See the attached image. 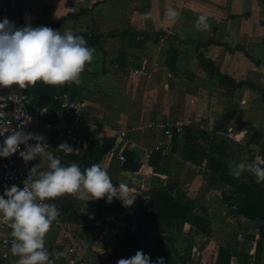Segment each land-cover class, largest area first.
Returning <instances> with one entry per match:
<instances>
[{
    "label": "crops",
    "instance_id": "1",
    "mask_svg": "<svg viewBox=\"0 0 264 264\" xmlns=\"http://www.w3.org/2000/svg\"><path fill=\"white\" fill-rule=\"evenodd\" d=\"M5 7L13 11L16 26L42 22L52 27L62 20L52 28L82 35L96 50L80 74L81 82H66L68 92L48 98L43 106L48 111L55 99L64 97L84 103L85 124L78 131L67 130L74 151L70 156L57 152L54 144L51 152L60 156L62 164L80 165L90 140L102 147L110 138L121 147L129 143L126 151L134 152L141 164L130 171L115 158L107 161L102 155L99 161L112 180L130 184L129 192L136 195L131 206L69 193L50 200L72 223L68 231L52 223L45 234V247L55 264H82L79 256L86 258L84 264H116L137 250L151 260L163 256L166 264H173L156 240V234L163 232L175 236L178 254L187 257L185 264H214L222 246L231 249L230 264H264V239L257 251L263 221L238 212L243 194L221 181L210 163L214 156L240 182L258 183L250 170L233 174L234 162L241 158L233 148L244 146V139L249 158L241 156L264 160V0H0V8ZM170 9L176 11L175 17L169 16ZM201 14L207 17L206 29L196 24ZM198 43L208 44L200 52L237 87L221 84L218 76L203 68ZM136 69L141 72L136 74ZM33 87L22 89L34 98ZM56 119L54 129L63 126ZM165 121H180L182 126H173L168 136L162 126ZM186 128L196 134L195 146L204 152L201 164L183 156L190 133ZM230 128L237 138L227 136ZM121 130L127 131L126 140L117 136ZM162 141L165 145L157 149ZM223 145L225 154L220 155ZM155 152L161 156L152 165ZM86 159L95 162L96 155L91 151ZM36 165L37 171L46 170L48 161L43 158ZM155 188L174 197L179 189L191 208L174 230L145 218ZM195 215L209 219L211 233L194 226ZM1 236L0 231V240ZM74 244L83 245L85 252L70 253ZM57 252L63 255L57 257ZM18 259L11 247L10 257L3 258L0 246V264H17Z\"/></svg>",
    "mask_w": 264,
    "mask_h": 264
},
{
    "label": "clouds",
    "instance_id": "2",
    "mask_svg": "<svg viewBox=\"0 0 264 264\" xmlns=\"http://www.w3.org/2000/svg\"><path fill=\"white\" fill-rule=\"evenodd\" d=\"M169 16L177 15L174 9ZM196 24L208 28L207 17L201 14ZM95 48L89 47L84 36L71 30L61 31L47 25L33 26L25 23L16 26L8 17L0 19V86L34 84L43 81L49 84L74 82L79 84L80 74L86 63L94 58ZM2 134V133H0ZM35 140V144H29ZM19 151L20 157L28 162L38 155L46 158V170L37 171L39 165L30 169L28 178L21 188L16 184L5 187L0 194V214L11 221V252L18 255L17 264H55L51 253L45 247V234L59 216L53 198L71 193L83 199L107 198L111 202L118 198L125 206H131L136 195L129 192L130 184L125 181L113 183L108 170L100 163H93L81 169L77 162L62 164L58 154L47 151V138L43 134L27 132L23 128L12 129L0 142V157H7ZM57 152L72 153L74 147L67 141L56 146ZM235 163L233 174L240 176L250 170L257 182H264V160L256 157L252 161L241 159ZM88 199V200H89ZM87 200V201H88ZM57 257L63 253L57 252ZM116 264H166L163 256L151 260L142 250L127 258H120Z\"/></svg>",
    "mask_w": 264,
    "mask_h": 264
},
{
    "label": "trees",
    "instance_id": "3",
    "mask_svg": "<svg viewBox=\"0 0 264 264\" xmlns=\"http://www.w3.org/2000/svg\"><path fill=\"white\" fill-rule=\"evenodd\" d=\"M0 15L8 17L11 21H13V11L9 8H0ZM62 20L55 22L52 24V27L60 26ZM38 25H47L42 22H37L35 26ZM50 26V25H47ZM201 46H208L207 43H198L197 50H198V57L200 59V63L203 68L212 76H218L220 78L221 84L230 85L233 87H237L239 84L236 83L231 77L221 71L219 67L215 65V62L212 59H209L204 56L202 52H200ZM69 86L65 82L63 84H49L43 81H36L34 83L33 90L37 97L32 98V102L38 106H44L48 98H54L55 95L58 93L60 95L65 94L68 92ZM264 97V92H263ZM60 99H55L54 104L48 108L47 111V119L55 122L59 116L56 114L60 107ZM58 116V117H57ZM61 120V119H60ZM63 121V126L53 129L52 130V143L60 144L67 139V130H68V122L64 118L61 120ZM191 128H186V131H190ZM191 134V135H190ZM188 135L190 137H188ZM195 133L188 134L187 132V143L184 147V158L190 160L196 164L203 163L205 159L204 152L201 149H198L195 146L194 140L197 138ZM176 139V136H175ZM112 144L110 142V138L99 147V142L97 140H90L88 148L84 154V156L80 159V166L81 169L90 166L93 163H100V159L102 155H104L105 150L107 147ZM94 152L96 155L95 162H89L86 159V156L89 152ZM126 158L123 167L126 170L135 171L138 170L141 166L139 162L136 161V154L131 151H126ZM219 154H225V147L220 146ZM67 155V154H66ZM69 155V154H68ZM70 156V155H69ZM161 156L160 152H155L152 156L151 164L157 165L158 160ZM210 163L213 168L220 172V179L221 181L225 182L226 184L232 186L235 189H238L243 194L242 202L243 207L238 210V212L246 217L257 220L261 219L263 221L260 227V239L257 243V251H261L262 249V241L264 239V185L261 183L251 184L246 181L240 182L239 179L227 171L226 163H223L221 160H218L216 157H212L210 159ZM114 184L118 183L117 181L112 180ZM102 201H107L106 196L101 197ZM120 199L113 198L111 201L112 203H119ZM117 207H120L118 204ZM190 206L185 203V195L178 189L176 196L174 197L171 193H169L166 189L163 188H155L152 190L151 196V209L145 215V218L150 223H159L162 224L171 230H174L177 222L179 220H186L190 214ZM193 224L194 226L205 234L211 233L212 229L210 226V221L204 216L195 215L193 217ZM174 235L161 233L156 234L157 242L163 247L167 257L171 259L173 264H185L187 262L186 256H180L177 252L176 245L174 243ZM231 249L228 247H220L219 254L217 260L214 264H230L231 261Z\"/></svg>",
    "mask_w": 264,
    "mask_h": 264
},
{
    "label": "built area",
    "instance_id": "4",
    "mask_svg": "<svg viewBox=\"0 0 264 264\" xmlns=\"http://www.w3.org/2000/svg\"><path fill=\"white\" fill-rule=\"evenodd\" d=\"M141 71L136 69L135 73L139 74ZM84 103L77 100H72L70 97H64L61 101L59 118L67 120L68 127L73 131H78L85 124L86 117L83 111ZM164 133L168 136L172 135V127H180L182 123L180 121L164 122ZM154 126V123H151ZM23 128L27 132L40 133L47 138V151H52V130L55 128L53 121L47 119V109L35 105L32 102V96L26 93L19 85L0 86V142L4 137L8 135L12 129ZM119 137L126 140L128 133L126 130L118 132ZM227 136L230 139L237 138L238 135L234 128L228 130ZM244 147L246 148L245 157L249 158L248 147L246 146V140L242 139ZM29 144H35V140H29ZM165 143L160 142L156 148L161 149ZM130 147L129 143H126L121 147L117 143L110 144L104 153L105 160H111L115 158L120 164H124L126 161L125 151ZM25 145L21 144L20 149L17 152L7 157H0V189L2 193L5 187H10L13 184L19 187L24 186V181L28 178L30 169L37 164L42 156H37L33 160L25 162L19 155L20 150H24ZM251 159V158H250ZM248 159L252 161L253 159ZM58 218L53 221L56 227L68 231L72 227L71 221L67 218V213L59 209ZM11 221L6 220L3 215L0 218V231L2 233L0 246L2 248V257H10L11 241L14 239L10 233ZM70 253L82 254L85 252L84 246L81 244H74L69 249ZM86 258L79 256L78 260L84 264Z\"/></svg>",
    "mask_w": 264,
    "mask_h": 264
},
{
    "label": "rangeland",
    "instance_id": "5",
    "mask_svg": "<svg viewBox=\"0 0 264 264\" xmlns=\"http://www.w3.org/2000/svg\"><path fill=\"white\" fill-rule=\"evenodd\" d=\"M233 149H235L237 152H238V154L240 155L239 157H241L239 160H238V162L241 160V159H244V156H241V155H245V151H246V148L243 146V145H240V147L239 148H237V147H234ZM69 194H71V193H69ZM72 195V194H71ZM71 195H69V196H71Z\"/></svg>",
    "mask_w": 264,
    "mask_h": 264
}]
</instances>
